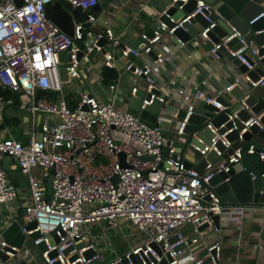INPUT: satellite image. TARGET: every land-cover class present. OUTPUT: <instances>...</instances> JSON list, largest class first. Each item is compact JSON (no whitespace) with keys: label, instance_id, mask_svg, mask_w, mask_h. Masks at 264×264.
Returning <instances> with one entry per match:
<instances>
[{"label":"built area","instance_id":"obj_1","mask_svg":"<svg viewBox=\"0 0 264 264\" xmlns=\"http://www.w3.org/2000/svg\"><path fill=\"white\" fill-rule=\"evenodd\" d=\"M54 1L85 12V22L90 26L84 28L83 21L74 22L73 37L67 35L46 14V5ZM189 1L170 0L161 15L171 25L158 20L151 33L140 34L138 46H129L122 45L109 27L101 32L93 30L95 16L89 11L98 0H0V88L10 94H0V124L5 109L16 101L19 110L32 116V130L24 143L13 137H0V207L7 211L0 229L12 219L19 220L21 232L38 249L41 264H90L93 260L99 264H221L224 233L213 216L220 217L229 208L238 211L242 219L246 205H221L209 180L220 171L228 172L232 164L242 162L244 153L256 155L264 164V148L255 142L232 148L235 140L243 142L242 135L253 125L264 131L260 121L264 109L253 114L245 103L247 92L264 86V53H261L264 40L256 43L232 28L218 42L212 41L210 34L217 21L212 19L211 6L205 0H194V8L177 18L168 13L170 8L181 11ZM261 7V12L248 21L253 24L263 19L256 34H264V3ZM197 14L203 17L205 25L195 37L211 42L210 56L220 59V51L224 49L247 69L212 95L197 87L193 95L184 87L175 88L174 96L185 104L182 117H178V108L167 114L177 119L175 136L186 135L185 128L196 107L194 98L216 107L218 111L213 115L221 111L227 114V120L219 126L207 118L203 127L210 130L211 136L206 142L193 131L192 139L185 144L198 155L196 164L209 152L215 153L214 160H206L201 172L194 164L186 167L184 157L164 134V124L171 117L161 108L167 102L161 83L164 65L172 60L173 52H158L151 61L143 63L129 59L151 53L163 33L174 35L178 28L186 30L183 24H191L190 20ZM103 38L107 42L100 44ZM234 38L240 44L235 49L228 45ZM116 50L119 58L126 60L123 69L132 73L130 93L138 92V79L145 83L146 93L138 112L117 107L114 99L102 101L87 90L80 92V99L69 108L63 84L79 78V64L101 54L106 67H115ZM61 52L68 57L61 60ZM92 52L94 55L90 57ZM60 63H65L64 80L58 71ZM257 67H261L262 73L254 79L248 71ZM117 80L115 77L110 81L108 90L115 93ZM169 82L176 85L175 79L169 78ZM205 83L203 80L202 84ZM241 83L247 87L242 89L243 95L237 98L238 107L232 112L221 98ZM155 101L161 107L154 126L150 127L139 120L138 113ZM241 110L249 112V118L240 119L237 113ZM37 113L48 118L36 122ZM228 121L232 122L230 127H226ZM37 126L39 137L35 132ZM220 128L224 131L220 132ZM234 130L237 139L232 141L228 134ZM5 157L28 183L22 207L13 205L20 194L2 166ZM51 169V187L46 190ZM244 170L251 179L264 178V171L258 173L245 165ZM261 193L264 195V190ZM259 209L264 219V198ZM32 222L35 226L29 228ZM124 222L139 229L144 239L104 260L91 231L96 226L117 228L118 223ZM35 232L37 237L32 236ZM89 250L93 253L86 257ZM0 251L8 259L18 255L19 260L23 257L31 263L34 260L27 249L3 239H0Z\"/></svg>","mask_w":264,"mask_h":264},{"label":"crops","instance_id":"obj_2","mask_svg":"<svg viewBox=\"0 0 264 264\" xmlns=\"http://www.w3.org/2000/svg\"><path fill=\"white\" fill-rule=\"evenodd\" d=\"M169 2L170 0H98V4L89 11L95 16L92 28L95 31L101 32L109 27L119 37L122 45L138 46L141 42L140 34L142 32L150 33V29L155 22H158L162 11L166 9ZM263 3L264 0H262ZM62 5L71 10L69 5L65 3H62ZM211 46L210 41L200 39L199 37H192L190 40L180 43L176 36L163 33L161 40L154 45L151 53L142 55V58L139 59H129L136 63H143L151 61L158 52H173L172 60L164 65L163 71L165 76L161 83V90L166 94L167 102L161 108L165 115H171L178 108L179 117V113L185 107V104L174 96L175 88L184 87L193 95L195 87H197V89L203 91L206 95H212L230 83L235 75L242 73L239 67L234 65L226 52L222 53L220 59L212 58L209 54ZM105 48L110 50L108 46ZM96 55L92 57L93 63L91 67H86L85 70L79 71V78L73 80H75L80 88L84 89L83 91L87 90L98 99L102 101L114 99L117 107L135 113L129 107L132 96L130 90L133 86V80L132 73L123 69L126 60L119 58V52L116 50L113 58L115 67L108 68L103 64L102 55ZM104 69H111L115 72V77H118L115 93L108 90V85L113 78L105 80L108 77L106 75L108 73ZM169 78L175 79V86L170 84ZM203 80L206 81L205 84H202ZM137 86V93H146L143 79H138ZM238 87L242 90L247 86L246 83H241ZM255 91L261 95L264 94V86L256 88ZM224 99L233 103L232 105L237 103V98L231 93L225 94ZM193 103L199 108H202L204 105L201 99L194 98ZM167 108L171 109V111L169 112ZM4 117L9 118L12 123L17 122V125L2 128V122L0 124V137H13L21 141L29 137L32 130V116L25 111L19 110L17 102L5 109L3 120ZM167 117L171 116L167 115ZM47 118L45 114L41 113H37L35 116L36 122H42ZM170 119L169 123H165L163 127L165 137L168 139V142L171 140L172 144L177 147L180 156L196 165L195 161L198 156L189 147L185 149L183 144L173 143L178 137L174 134L177 119L173 117ZM35 132L36 136L39 137L38 126L35 128ZM184 136L187 139H192L191 134L186 133ZM203 138L206 139L205 136H202L201 139L203 140ZM260 147L264 148V142ZM245 155L247 154L244 153L243 157ZM242 163L254 171H264V164L260 161L251 166L243 161ZM10 164L12 170L20 172L17 167L13 166V162ZM36 171L40 172L39 169H36ZM17 177L19 183H25V176L23 174H18ZM48 188L46 187V190ZM27 192V189L22 187L20 197L13 205L18 204L22 207ZM19 213H21V210H19ZM6 214L7 211L3 207H0V225L2 219H5ZM217 223L224 233L221 264L262 263L264 260V219L261 216L259 207L246 205L242 219L239 218L238 211L226 208L223 215L218 217ZM0 239L20 249H27L31 253V256H33V259L37 260L38 264H41L38 256L39 251L30 244L31 241L21 232L19 220L12 219L9 225L0 229Z\"/></svg>","mask_w":264,"mask_h":264},{"label":"water","instance_id":"obj_3","mask_svg":"<svg viewBox=\"0 0 264 264\" xmlns=\"http://www.w3.org/2000/svg\"><path fill=\"white\" fill-rule=\"evenodd\" d=\"M211 7V17L217 21L216 27L211 32L210 36L214 42H218L220 37L229 33L232 28L238 30L241 35H243L246 39L253 38L256 43H260L264 40V34L254 33L256 30L262 28L263 19H259L253 24H248V21L257 16L262 10V0H205ZM195 6V1L191 0L184 8L180 11L175 8H170L168 13L172 15L174 18H177L184 13L189 12ZM46 14L49 19L56 24L60 30L65 32L70 37H73L74 32V22L83 21V27H89L90 23L85 22L87 20V14L80 9H71L68 10L66 7L62 5L60 1H54L49 3L45 7ZM159 20L165 22L167 25H171L169 19L165 15H161ZM191 24L186 22L184 23V27L186 30L182 28H178L174 32V36L180 39L182 42H186L190 40L192 37H195L198 30H200L201 26L205 25L204 19L200 14H197L194 18L190 20ZM157 26V22L154 23L153 27L150 29L151 31ZM236 38L231 40L228 45L232 46L233 49L237 48L240 44H236ZM107 41L105 38L100 40V44H105ZM223 52H226L224 49L220 51L222 55ZM261 53H264V49H261ZM80 55V53H79ZM94 55V52L90 54V57ZM228 55V54H227ZM229 56V55H228ZM68 54L61 52L60 58L61 60L67 58ZM230 57V56H229ZM234 65L238 66L239 69L244 72L246 71V67L239 62L236 58H231ZM264 63V59H263ZM262 73L261 67H257L253 70L248 71V75L252 78L256 79L258 74ZM66 93V91L64 92ZM231 94L235 95L236 98H239L243 95L242 90L238 86H235L231 91ZM145 93H135L130 98L129 107L138 112L139 106L142 98ZM58 98H61L60 96ZM76 99H80L79 93L76 95ZM225 106L230 108V111H235L238 107V104L226 101L222 99ZM245 103L251 107V112L253 114H257L260 110L264 109V94H259L255 91V89L247 92V98L245 99ZM67 105L72 109L70 101L67 100ZM161 104L158 101H155L151 105H147L143 110L138 113L139 120L146 123L148 126L153 127L156 122V117L160 110ZM217 108L212 106L211 104H204L202 108L194 107L193 112L189 118L188 124L185 128V133L191 134L193 131H197V136L202 138L205 136L206 139L203 140L206 142L208 138L211 136V132L209 129L203 127L204 122L207 118H211V123L214 126H219L221 123L227 120V114L224 111H221L217 115H213V112H217ZM240 119L246 120L249 118L250 113L241 110L237 113ZM179 116H183V111L179 113ZM261 123L264 124V115L260 118ZM232 124L231 121L226 123V127H230ZM220 132L224 131V128L219 129ZM243 142H239L237 139V131L234 130L228 134V138L233 142L232 148H236L241 144H246L247 142H255L257 145L261 146L264 142V131L259 129L257 125H253L249 131L245 132L243 135ZM26 140H23L24 143ZM260 149V147H257ZM123 156V155H122ZM215 157V153L213 151L209 152L206 157L201 158L199 162L195 165V169L198 172H201L206 160L213 161ZM185 165L187 168L192 166L188 160H185ZM2 166L7 171V174L10 178V181L17 188V192L21 194V188L25 187L28 191V183L25 181L24 184L19 183L18 174H22L21 172H16L11 169L9 165V160L5 157L2 160ZM53 174V169L50 170V175L47 177L45 186L51 187V178ZM209 184L213 186V190L216 195L220 198L221 205L223 206H234V205H254L261 206V202L264 198V195L261 193V190H264V178L256 177L255 179H251L248 173L244 170V165L242 162H238L231 165V168L228 172L220 171L216 173L210 180ZM214 221L217 224L218 217L213 216ZM35 226V223L32 222L28 225L29 228ZM33 237H37L38 233L35 232L32 234ZM39 248H43L42 245L38 246ZM92 251L89 250L85 252V256L89 257L92 255ZM19 256L15 255L13 258L8 259V257L0 251V264H31V260L28 261V258H21L19 260ZM90 264H99L97 260H93Z\"/></svg>","mask_w":264,"mask_h":264},{"label":"rangeland","instance_id":"obj_4","mask_svg":"<svg viewBox=\"0 0 264 264\" xmlns=\"http://www.w3.org/2000/svg\"><path fill=\"white\" fill-rule=\"evenodd\" d=\"M78 44L83 47L81 43L78 42ZM96 55V54H95ZM94 55V56H95ZM93 56V57H94ZM97 56V55H96ZM93 63V58L90 59L89 62L86 63H80L78 66V71L81 72V70H85L86 67H91V64ZM64 66L65 63H60L58 65V71L60 78L64 80L65 72H64ZM63 91H66L65 97L68 101L71 102V105H75L77 102L76 95L80 92H83L84 89L80 88L78 84L75 82V80H71L70 83H64L63 84ZM170 112L171 109L167 108ZM190 138H186V136L183 137H177L176 141H173V143H179L183 144L185 149L187 146L185 145L187 140ZM197 155V154H196ZM198 156V155H197ZM242 161L248 165H252L258 161L256 155H245L242 159ZM49 190V188H48ZM129 224L124 223H118L117 228H98L97 226L91 231V235L94 238L95 242L98 245V249L103 253V259L109 260L112 257H114L116 254H119L125 250H128L130 246L137 244L139 241L144 239V235L140 232L139 229L136 227H130ZM39 256V254H38ZM31 264H38L37 260L32 261Z\"/></svg>","mask_w":264,"mask_h":264},{"label":"trees","instance_id":"obj_5","mask_svg":"<svg viewBox=\"0 0 264 264\" xmlns=\"http://www.w3.org/2000/svg\"><path fill=\"white\" fill-rule=\"evenodd\" d=\"M104 70H105L106 73H108V74H106L108 77H107V79H105V80L112 79V78L115 77V72H113L111 69H110V70H109V69H104ZM0 94L7 95V96L10 95L8 91L3 90V89H1V88H0ZM16 102H17V101H16ZM18 122H19V120H18ZM10 125H17V122H13V123H12V122L9 120V118L4 117V120H3V123L1 124V127L3 128V127H5V126H10ZM257 162H258V161H257ZM250 166H251V165H250ZM254 169H255V170H258L257 168H254ZM256 172L260 173V172H262V171H256Z\"/></svg>","mask_w":264,"mask_h":264}]
</instances>
